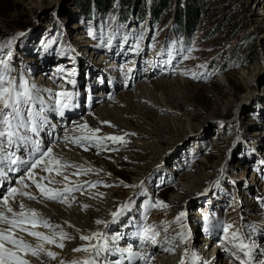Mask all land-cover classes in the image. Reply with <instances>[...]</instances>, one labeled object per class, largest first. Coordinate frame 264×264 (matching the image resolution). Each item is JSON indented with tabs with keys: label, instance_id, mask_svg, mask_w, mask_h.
<instances>
[{
	"label": "rangeland",
	"instance_id": "obj_1",
	"mask_svg": "<svg viewBox=\"0 0 264 264\" xmlns=\"http://www.w3.org/2000/svg\"><path fill=\"white\" fill-rule=\"evenodd\" d=\"M152 1L115 0L107 3L106 11H101L94 0H0V53L5 57L9 50L13 53V75L19 80L23 77V69L45 100H49L47 96L52 92L71 91L77 86L85 89L87 81L92 92L100 88L104 93H112L113 82L119 86L127 84L128 80L124 79L129 73L125 68L128 64L137 65L135 72L141 74V81H144L148 71V51L152 49L156 56L161 55L163 60L156 71L169 75L173 85L166 88L165 93L158 90L157 95L163 98L166 94L173 103L181 106L167 114L173 118L168 123L172 136L166 134V138L153 141L146 137L141 139L147 144H156L164 156H157L148 146H119V143L106 141L105 147L89 145L85 150L63 139L61 143L66 145L64 147L78 148L92 161L91 164L67 162L93 169L87 174L73 175L77 169L70 167L65 173L71 182L83 185L80 191L74 192L77 196L85 193V197L94 195L91 198L100 199L109 221L112 211L132 201L124 215L104 229L109 236H115L116 232L124 234L131 224L140 227L148 223L161 231L158 239L162 240L170 233L162 229L167 225L165 222L171 216L176 217L179 212L186 211L187 216L182 222L191 235L173 253L182 257L184 254L180 251L187 248L189 255L201 252L196 255L199 259L195 264H209L212 259L219 264L225 260L238 264L228 251L230 245L221 243L224 233L218 229L210 235L205 229L210 222L222 221L232 225L230 231L239 230L247 236L250 231L248 225H255L256 231L252 235L258 246L255 254L264 249V0H204L205 10L191 23V29L181 27L177 17L178 8L184 0H165L166 9L159 11L161 16L158 20ZM86 8L88 13L83 14ZM123 10H129L126 20L119 17V12ZM218 26L222 28L220 31ZM232 31L238 32L227 39ZM19 32L26 35H16ZM90 32L92 35H89ZM141 35L144 39L139 40V51H133ZM109 36L113 37L111 48L105 46ZM124 36L129 37L127 43ZM173 42H176L177 49L191 48V58L184 60L183 55L188 53L183 52L171 64H165L168 54L162 49L172 48ZM103 56L111 60L104 63L101 60ZM28 57L35 61L26 62ZM116 58H120L119 61ZM112 60L116 66L110 65ZM99 64L105 66L99 68ZM61 66L66 71L57 75ZM72 68L76 69V76L69 78L76 79L75 86L63 78ZM111 71L112 77L108 76ZM193 73L201 78H194ZM100 80L105 85H101ZM135 88L136 83L125 91ZM248 89L254 99L244 101ZM118 91L105 103L119 98ZM113 102L120 109L128 108L120 105V98ZM97 106H102V103L94 106L95 109ZM73 112L79 113V110H67L64 117L55 119L65 132L75 121L70 123ZM80 114L77 120L88 119V115ZM220 114L223 115L219 118L217 115ZM53 115L49 113V118ZM136 115L141 120L127 117L129 128L149 129L150 122L141 113ZM187 120L193 123L191 131H187ZM195 125L198 128L194 129ZM255 133L261 137V143L254 146L251 139ZM126 136L134 135L128 133ZM203 171L209 173L206 181L201 179ZM85 181L96 186L89 187L84 184ZM134 181L139 182L136 184ZM141 181H144L142 189L124 186L139 185ZM149 200H163L170 207L147 208ZM11 204L16 206V200ZM194 211H198L197 215L193 214ZM84 215L88 222H92V215ZM176 226L173 231L177 233L181 229L179 224ZM65 230L69 232V229ZM133 232L129 229L130 235ZM78 241L77 238L66 240L65 247L73 250L86 243ZM124 241H128L127 236L116 243L123 247ZM211 241L218 244L219 252L212 257L209 256L208 246ZM245 242L250 241L245 239ZM158 253L163 252L160 250ZM117 255H112L110 259L115 261ZM34 258L35 264H59L57 260L42 262L39 256Z\"/></svg>",
	"mask_w": 264,
	"mask_h": 264
},
{
	"label": "snow or ice",
	"instance_id": "obj_2",
	"mask_svg": "<svg viewBox=\"0 0 264 264\" xmlns=\"http://www.w3.org/2000/svg\"><path fill=\"white\" fill-rule=\"evenodd\" d=\"M16 35L23 37L25 32H19ZM89 35H92L90 32ZM15 39V36L13 37ZM125 43L129 37H123ZM143 35L139 36L138 42L133 51H139V40H143ZM113 37L109 36L105 44L106 47H112ZM11 41H9V46ZM166 51L168 58L164 61L165 64H171L177 55L187 52L183 55V59L187 60L192 52L191 48L177 49L176 42L170 49H162ZM63 55V51L60 53ZM13 53L9 50L6 57L0 53V178H7L9 172H20L25 170V175H21L19 183L23 186L9 187L7 194L0 198V264H30L27 258L29 255L33 257L45 256L49 261L57 260L60 253L53 250V247L63 249L66 240L75 239V236L66 231L65 228L53 223L50 218L45 217L37 209L29 207L23 200L17 201L19 210H15L10 203V200L15 201L17 196L26 197L28 200H36L37 195L31 191L24 189L28 188L25 180L30 181L38 190L41 198L49 201H58L66 204L69 207L75 201V197L71 194L80 191L83 185L74 184L70 181L69 176L65 173L67 168H75L77 171L73 175L87 174L92 172V168H85L83 165L69 163L62 158L54 155L53 148L48 147L46 150L41 149L39 139L33 138L38 136L40 131L48 127H54L50 124L49 113H55L60 117L65 116V110L76 107L73 103L74 98L79 95L78 92L69 91L67 89L54 93V99L45 100L40 94V90L35 84H30L27 79L22 76L17 78L13 75L15 69L11 66ZM206 67V65H199ZM63 66L57 69V75L65 73ZM187 74V73H185ZM76 76V69L72 68L63 78L70 85L77 84L76 79L69 78ZM194 78H201L193 73ZM51 92V90H48ZM104 124L111 125L110 121H102ZM80 130V135L68 137L66 141H71L85 150L87 146H95L96 148L105 147V142L110 141L113 144H126L125 136L128 135H97L100 133V128H91L85 122L77 125ZM134 135V134H133ZM23 148L29 149L31 153L38 154L35 159L25 160L17 155V151ZM115 150V149H113ZM7 169V171H6ZM48 175H40L36 170ZM62 177V180H56L55 176ZM219 184V180L216 181ZM62 184V187H54L52 185ZM84 184L89 187H95V183L85 181ZM144 181L139 185H124L125 187L141 188ZM103 195V193H98ZM132 201L129 200L121 204L118 208L110 213L111 220H95L96 225H102L103 229H108L110 224L115 223L121 216L130 208ZM88 204H84L83 208H88ZM168 205L163 200H149L147 208L167 209ZM187 212L181 211L175 217V223L180 225V231L175 236H165L162 240L158 239L161 236V231L150 224H144L131 233L132 237L138 240L137 246L134 248L132 244L127 247H120L117 241L124 238V234H116L109 236L105 230L97 229L90 231L88 234H82V230L75 228V225H70L67 221L65 225L75 228L76 233H80L79 239L86 243L75 247L72 251L83 253L79 257H71L59 259V264H151L154 254L148 252L147 248L160 247L162 251L173 253L180 244L186 243L191 235L187 225L182 221L186 218ZM146 219V217H145ZM207 219V218H205ZM46 229L41 231L40 229ZM232 225L224 224L222 221L210 222L208 231L210 235L216 230H221L224 233L222 244L226 242L230 245L228 249L231 257L238 264H264V259H260L255 255L258 248L252 235L256 231L255 225H248L250 229L247 236L241 234L239 230L230 231ZM165 233L168 229H163ZM27 237L33 238L29 240ZM245 239L250 242L246 243ZM118 254V258L113 261L110 257ZM260 255L264 256V249L260 250ZM187 257V260L184 258ZM199 257L195 252L189 255V250L184 249L179 264H194Z\"/></svg>",
	"mask_w": 264,
	"mask_h": 264
},
{
	"label": "bare ground",
	"instance_id": "obj_3",
	"mask_svg": "<svg viewBox=\"0 0 264 264\" xmlns=\"http://www.w3.org/2000/svg\"><path fill=\"white\" fill-rule=\"evenodd\" d=\"M156 55H157V53H155L154 50L150 49L148 51V57H147L148 66L146 67L148 69V71L146 73V77H145L144 81H141L143 78V77H141V74L138 75L135 72V68H137V65L135 66L134 64H132V65L128 64L125 66V68L127 69V71L129 73L127 74L126 79H124L125 81L128 80L127 84L119 86L118 83L113 82V85L111 88V92H112L111 95H113V93L115 91L119 90L120 93H119L118 97L120 98V102H121L120 105H122V106L126 105L128 107L127 110L120 109L116 106L115 102H113V101L119 99L117 97H115L114 99L109 101L108 104L105 102H107L109 99L107 100V99L102 98L100 100V102L102 103V106H97L96 109L93 106L94 110L92 109V111L88 114V117H87L88 119H84V118H80L78 120L75 119L74 123H72V126L70 128H68V130H66V132L63 131L64 133H63L62 139L65 136L73 137V136L80 135L81 133H80V130L77 128V125L86 122L89 125V127H91V128H100L101 129L100 133H97V135H102V136H104V135H124L125 133H127V134L131 133V135L134 134V136H131V137L125 136V140L128 141L126 144H131L132 146H134L136 148H145L148 146L152 151H154V153L157 156L162 158L164 156V152H161L160 149H157L156 144H154V143L153 144L152 143L147 144L146 141H143V139H141V138L146 137L147 139H149V141L150 140L153 141V140H157V139L159 140L161 138H166L165 137L166 134L171 135L170 134L171 129L169 127V124L173 120V118L169 117L167 114L175 112L174 110L179 109L181 104H179L177 102L173 103L172 100L170 99V97H168L166 94H165V97H163V98H160L157 95L158 90L164 91L166 88L173 85V81L168 79L169 75L164 76L161 73H157V71H158L157 66L161 63V61L163 60V57L161 55H159V56H156ZM119 59L116 58V60H118V61H119ZM101 60H102V62L105 63V61L111 60V59L103 56V58ZM34 61L35 60H33L32 58H29V57L26 58V62H28V63H32ZM112 61L113 62L111 64L110 63L109 64L111 66H116V64H114V60H112ZM109 64H108V66H109ZM102 66H105V65L104 64L98 65L99 68ZM160 72H163V71H160ZM164 72H166V70ZM168 72H170V71H168ZM152 76H154V77L156 76V78H150ZM218 77L222 78L223 76L218 75ZM135 83H136L135 89H132V91H125V89L131 88L133 85H135ZM103 84L105 85V82H102L101 85H103ZM150 84H152V86L148 87V86H150ZM164 93H165V91H164ZM102 94H104V92H97L95 94L96 100L100 99L99 95H102ZM251 98H253V95H252V93H250V91L248 89V92L244 95L243 100L246 101V100L251 99ZM100 102H98V103H100ZM106 106H111V107L109 108ZM224 106H225V104H224ZM238 110H239V106H237V111ZM136 113H141L142 116L145 119H147V121L150 122L151 126L149 129H147V130L146 129L135 130V129L129 128V126H128L129 119H127V117H132L135 120L137 118H139L141 120V118L138 117L136 115ZM222 115L223 114H220L217 116L220 118V117H222ZM88 120H90V123H88ZM102 121H110L111 125L104 124V123H102ZM143 123H144L143 125L147 126V124L145 122H143ZM121 124L124 125V127L121 126ZM197 125L194 126V129L198 128V127H196ZM116 126H118V127L121 126V127L116 128ZM186 128H187V131H191L193 129V123L191 122V120H187ZM69 134H71V136H69ZM256 134H258V133H255V136L251 139L254 146L256 144L259 145L261 143L260 142L261 137L256 136ZM118 145L120 146V145H124V144L119 143ZM64 146H66V145H63L60 142L56 145H51L49 147L53 148L54 155L62 158L65 161H69V162L77 161L80 163L85 162V164H91L92 163V161L88 160L83 155V153L80 152L81 150L79 151L78 148L75 149L74 147H69L68 145H67L68 148H66ZM134 166H136V165H134ZM36 171L40 175H48L47 173L41 172L40 169H37ZM53 176H55L54 173H53ZM208 178H209V173L203 171L202 175H201V179H203V181H206ZM55 179L56 180H62V177L60 178V176H55ZM138 182L136 181L135 183L137 184ZM190 183H192V182L190 181ZM26 184H28V188H26L24 190L31 191L36 195L38 194V190L35 188L34 185L31 184L30 181H27ZM52 186L62 187V184H55ZM22 187L23 186H20V188H22ZM188 187H190V186H188ZM76 194L77 193H74V192H73V194H71L75 198L78 197V199H75V201L71 204L70 207L66 204L55 203V202L53 203V202H50L48 200H43V198H41L39 195H37V197H40V198L36 199V200H28L26 197H20L19 196L16 198V202L19 200H23V202L26 205H28L29 207L37 209V211L40 212L42 215H44L47 218H50L53 223H58V224L64 226L65 229H69V232L71 234H73L75 236V238H77L79 240L78 242L80 243V242H84V241H81L79 239L80 233H76L75 228L81 229L82 234H88L90 231L97 230V229L104 230L102 225H96L95 224V220H97V219L109 220V217L105 213V209L103 208L104 205L101 203L99 198H96V197L91 198V196H94V195H91V196L88 195L87 197H85V196H83V195H85V193H82L83 194L82 196L81 195L77 196ZM11 202L12 201H10V203ZM84 204H88L89 207L83 208ZM175 205H177V204H175ZM12 207L15 210H19L18 203L16 206L14 205ZM197 213H198V211H194L193 214L197 215ZM84 214L92 215L93 216L92 222H88L86 220V216ZM65 221H67L70 225H75V228H71V227H68L67 225H65L64 224ZM165 224H167V225L163 226L162 229L163 228L164 229L165 228H167V229L171 228V229H168L170 231V233H168L169 234L168 236L170 237V234H171V236H175L176 232L173 231L174 229L177 228V226H176L177 223H175V215L171 216L168 219V221L165 222ZM155 228H157V227H155ZM40 230L46 231V229H43V228H41ZM116 234H117V232H116ZM27 238L29 240L33 239L31 237H27ZM135 239H136L135 237L132 238V240H129L128 242H126L124 244V246L123 245L122 246L127 247L129 244H132V246L135 248L138 244V240H135ZM206 244H209V243H206ZM217 245L218 244L216 242L213 243V241H211L210 244L208 245L210 248V250H209L210 251V253H209L210 257L214 256L215 253L217 252V250H218ZM69 249L70 248L64 247V249L62 250L60 248L53 247L54 251L60 253L59 258L57 259L58 263H59V259H61V258L66 259V258L79 257V256L84 255L81 253L73 252L72 250H69ZM67 250H69V252H67ZM146 250L148 252L154 254V258L152 259L151 264H179V261L182 258L180 256H177V253L176 254L170 253L168 255H165L168 252H164V251H162L163 252L162 254L158 255L159 254L158 252L161 250L160 247H157L155 249L147 248ZM180 252L184 254L183 249ZM200 253L201 252H197L195 254L199 256ZM217 253H219V252H217ZM27 258L30 260V264L36 263V259L34 257H31V255H29ZM39 259H42V262H47V261L50 262L49 259L45 256H39ZM260 259H263V256H261ZM213 261H214V259H212L211 261H208V263L209 264H211V263L219 264V263H216ZM194 264H195V262H194ZM223 264H235V263L229 262V260L228 261L225 260Z\"/></svg>",
	"mask_w": 264,
	"mask_h": 264
},
{
	"label": "trees",
	"instance_id": "obj_4",
	"mask_svg": "<svg viewBox=\"0 0 264 264\" xmlns=\"http://www.w3.org/2000/svg\"><path fill=\"white\" fill-rule=\"evenodd\" d=\"M115 0H94V4L96 7L101 9V11H106L107 3H112ZM168 1V0H167ZM204 0H184L181 6L178 8V14L177 17L179 19V25L181 27H185L186 29H191L193 28V22H195L196 18L200 16V14L205 10L204 6ZM153 9L156 12V20L160 18V10H163L164 8L166 9V4L165 0H153ZM89 5V4H88ZM127 9H129L130 4L126 5ZM88 10L87 8L85 9V13L87 14ZM120 19L121 20H126L128 17L127 15L129 14V10L125 11L123 10L122 12L120 11ZM140 16V15H139ZM222 28L218 26L217 30L220 31ZM238 31L231 32L227 35V39H231L232 35L235 34Z\"/></svg>",
	"mask_w": 264,
	"mask_h": 264
}]
</instances>
